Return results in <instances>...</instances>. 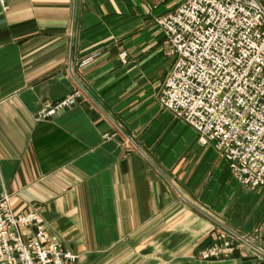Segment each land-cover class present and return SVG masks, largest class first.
Wrapping results in <instances>:
<instances>
[{"label":"crops","instance_id":"0c3cea01","mask_svg":"<svg viewBox=\"0 0 264 264\" xmlns=\"http://www.w3.org/2000/svg\"><path fill=\"white\" fill-rule=\"evenodd\" d=\"M181 1L0 3V197L34 206L71 264H264V185L156 100L174 60L157 18ZM219 227L248 243L198 258Z\"/></svg>","mask_w":264,"mask_h":264},{"label":"built area","instance_id":"2783aa9c","mask_svg":"<svg viewBox=\"0 0 264 264\" xmlns=\"http://www.w3.org/2000/svg\"><path fill=\"white\" fill-rule=\"evenodd\" d=\"M157 23L174 56L157 103L191 126L199 144L211 145L241 185L263 186L264 0H182ZM78 95L45 102L35 118L55 116ZM241 243L245 235L219 227L196 256L219 259ZM77 257L47 234L34 206L14 212L10 196L0 197V264H71Z\"/></svg>","mask_w":264,"mask_h":264}]
</instances>
